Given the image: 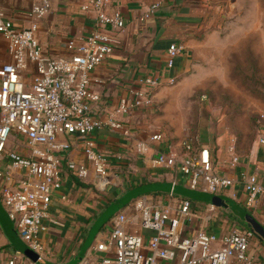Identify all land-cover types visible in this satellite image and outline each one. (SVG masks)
Returning <instances> with one entry per match:
<instances>
[{
    "label": "built area",
    "instance_id": "built-area-1",
    "mask_svg": "<svg viewBox=\"0 0 264 264\" xmlns=\"http://www.w3.org/2000/svg\"><path fill=\"white\" fill-rule=\"evenodd\" d=\"M160 5L159 0L148 3L138 19L146 20ZM50 7V0H34L29 13L41 17ZM81 9L92 15L93 30L78 41L68 40V53L55 56L42 51L35 22L28 27L15 24L0 3V36L6 40L10 54V60L0 64V152L6 159L3 167L0 164V199L19 237L40 255L43 252L41 232L46 229L44 219L48 216L51 195L61 185L59 151L66 143L57 135L67 132L84 138L85 156L104 187L112 182L108 161L89 136L105 124L122 127L119 120L105 121L94 114L92 104L100 96L90 88V71L106 58L117 40L102 29L122 31L124 16L120 9L111 7V0H81ZM182 48L179 42L169 43L168 66ZM174 80L170 76L166 82L170 84ZM143 82L142 89L133 90V96L122 100L117 110L126 112L152 103V92L161 80L147 76ZM11 135L24 140L26 151L7 147ZM157 141L165 142L166 147H154ZM257 141L264 144V133L258 135ZM195 142L189 137L182 139L181 150L176 151L159 130L138 138L135 149L140 155L153 152L156 165L176 167L186 176L185 185L190 188L217 193L230 186V177L215 172L209 146ZM236 160V155L231 157L233 163ZM70 168L81 178L89 173L84 164H70ZM239 178L248 194L247 205L255 204L263 190L257 174L241 171ZM129 205L131 208L126 211L124 207ZM125 206L110 217L106 236L96 238L77 264H160L162 261L253 264L249 248L254 233L248 229L233 226L218 235L201 224L187 231V220L200 217L189 197L181 196L165 203L153 196L130 201ZM214 207V204H205L206 218ZM92 252H98L99 256H92ZM23 259L21 252L14 251L5 258L0 255V264H35L25 263Z\"/></svg>",
    "mask_w": 264,
    "mask_h": 264
},
{
    "label": "crops",
    "instance_id": "crops-1",
    "mask_svg": "<svg viewBox=\"0 0 264 264\" xmlns=\"http://www.w3.org/2000/svg\"><path fill=\"white\" fill-rule=\"evenodd\" d=\"M33 1L0 0V3L15 24L28 27L32 22L36 23L35 34L42 51L47 55L67 54L69 50L66 42L70 39L78 41L95 26L92 15L82 11L81 0H50L49 11L41 17L29 13ZM152 1L156 0H111V7L122 12L125 27L120 32L102 29L117 40L106 58L90 71V88L100 96L92 104L94 114L105 121L112 118L122 124L121 128L105 124L89 136L94 141L95 148L105 154L112 182L101 187L99 176L85 156L83 137L67 132L57 135L66 146L59 151L61 185L51 195L48 216L44 219L46 229L41 232V256L48 262L67 263L77 256L98 216L111 202L118 201L133 187L146 182L172 180L186 186L185 181H180L184 174L177 171L176 167L156 165L152 158L153 152L138 154L135 142L154 131L165 133L161 125L163 118L155 115L154 107L168 91V77L173 76L177 84L194 68L199 40L209 30L216 28L214 22L218 17V6L213 0H159L160 7L146 20H139L138 16L144 7ZM173 41L183 44V48L174 56L173 64L168 66L167 48ZM8 60L10 54L6 40L0 36V64ZM147 76H157L161 80L159 87L152 92V103L132 107L126 112L117 110L122 100L133 96V90L142 89L143 78ZM10 137L12 142L8 147L26 151L24 140H18L17 135ZM165 137L173 143L174 150H181V139H170L166 133ZM238 142L233 134L227 132L218 134L215 139L197 142L209 146L215 172L230 177L232 184L220 192H210L220 196L221 202L219 205L214 204V211L209 218H206L204 211L205 204L209 202L191 198L200 217L187 220V231H193L201 224L218 235L226 233L233 226L247 229V213L264 226V144L258 143L257 138L250 146L247 141L245 144H242V140ZM231 145L233 149L229 148ZM154 147L165 148L166 143L157 141ZM234 155L237 160L233 163L231 157ZM5 162L6 159L1 154V167ZM70 164H84L89 169L88 175L78 177ZM241 171L257 174L263 186L256 203L251 206L246 203L248 194L239 178ZM153 196L162 198L165 203L174 202L181 197L166 191H151L131 201ZM130 208V205L124 207L126 211ZM109 228L108 219L96 231L92 242L96 238H104ZM13 229V223L2 213L1 258L14 251L21 252L18 247L26 245L20 237L18 239V234ZM249 251L253 256V264H264L262 239L254 235L250 240ZM21 254L25 263L32 261L40 264L22 252ZM91 255L98 257L99 253L92 252ZM160 264L167 262L162 261Z\"/></svg>",
    "mask_w": 264,
    "mask_h": 264
},
{
    "label": "rangeland",
    "instance_id": "rangeland-1",
    "mask_svg": "<svg viewBox=\"0 0 264 264\" xmlns=\"http://www.w3.org/2000/svg\"><path fill=\"white\" fill-rule=\"evenodd\" d=\"M213 1L216 28L199 40L194 68L177 84H167L153 112L163 118L170 139L201 142L227 132L250 146L264 133V0ZM180 181H186L184 175ZM187 191L191 196L199 190ZM1 210L13 223L0 199V229ZM26 247L27 252L18 250L29 257L34 249Z\"/></svg>",
    "mask_w": 264,
    "mask_h": 264
},
{
    "label": "water",
    "instance_id": "water-1",
    "mask_svg": "<svg viewBox=\"0 0 264 264\" xmlns=\"http://www.w3.org/2000/svg\"><path fill=\"white\" fill-rule=\"evenodd\" d=\"M178 187V188H177ZM187 190H197L193 189L187 186L180 185L177 183H174L173 181H159V182H146L143 184H140L138 186L133 187L130 189L123 197H121L116 202H111L104 210L103 212L98 216V218L95 220L94 225L91 227L89 234L84 241L83 245L80 248V251L77 256H75L71 261L67 263H51L43 259L41 255H38L34 251L32 254H28L30 258L33 259V261L38 262L40 264H77L83 257H85L90 245L92 244L93 237L96 233V231L108 220L110 217L119 209L124 207L126 204L131 201V199L145 194L147 192L151 191H166V192H172L184 197L189 198H195L200 199L206 202H209L211 204H217L219 205L221 202V198L218 195L212 194V193H206L204 191H196L195 193L191 191V196L185 195V193L189 192ZM177 192V193H176ZM192 194L194 196H192ZM3 210H1L2 215ZM245 221L247 224H249V227L247 228L249 231L253 232L255 236H258L260 239L264 241V226L261 222H259L257 219H255L250 213L245 214ZM18 234V233H17ZM18 236V235H17ZM19 239V236H18ZM21 245V244H20ZM24 251H28V248L26 245H22V248H19Z\"/></svg>",
    "mask_w": 264,
    "mask_h": 264
},
{
    "label": "trees",
    "instance_id": "trees-1",
    "mask_svg": "<svg viewBox=\"0 0 264 264\" xmlns=\"http://www.w3.org/2000/svg\"><path fill=\"white\" fill-rule=\"evenodd\" d=\"M195 142V141H194ZM196 143V142H195Z\"/></svg>",
    "mask_w": 264,
    "mask_h": 264
}]
</instances>
